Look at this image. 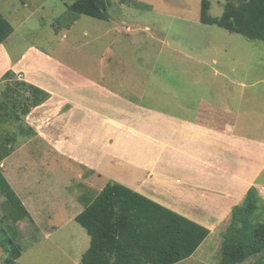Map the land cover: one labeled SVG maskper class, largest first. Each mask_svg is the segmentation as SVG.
<instances>
[{"label": "rangeland", "instance_id": "374dc122", "mask_svg": "<svg viewBox=\"0 0 264 264\" xmlns=\"http://www.w3.org/2000/svg\"><path fill=\"white\" fill-rule=\"evenodd\" d=\"M111 1L107 20L82 15L69 30L61 29L57 35L51 24L67 11L73 0H0V10L14 27L6 46L12 54L19 53L21 46L24 49L32 44L55 52L73 67L99 76L106 84H129L119 92L132 101H140L144 91L143 100L165 111L180 110L186 104L188 110H195L200 98L222 103L227 110L231 107L238 112L239 131L264 142V40H251L217 25L202 23V0ZM209 1V14L221 16L227 0ZM8 83L15 86L14 79L4 81L0 101ZM16 111L21 112L20 108ZM183 113L190 111L185 108ZM19 124L14 119L2 124L3 133L17 138L14 150L21 148L6 157L1 166L29 210L42 214L17 223V240L24 249L17 262L79 264L90 245L89 234L76 220L59 229H45L50 221L44 220V216L46 219L53 213L57 200L70 202L82 191L77 177L81 172L75 165L59 163L54 153L46 151L47 142L36 131L24 137L22 133L27 132L19 131ZM27 127L23 120L22 129L26 131ZM252 187L260 196L253 216L264 222V166ZM246 194L239 204L231 205L225 226L211 235L209 230L199 251L174 264H220L223 234L232 221L234 207L244 203ZM3 199L0 198V203ZM63 204L69 205L68 214L77 210L69 203ZM3 214L0 208V221ZM36 221L42 232L47 230L49 234L37 233ZM5 228L0 222V236ZM36 238L37 242L32 244ZM7 257L0 245V264H6ZM258 260H264V251L240 264H254Z\"/></svg>", "mask_w": 264, "mask_h": 264}, {"label": "crops", "instance_id": "0c3cea01", "mask_svg": "<svg viewBox=\"0 0 264 264\" xmlns=\"http://www.w3.org/2000/svg\"><path fill=\"white\" fill-rule=\"evenodd\" d=\"M5 42L0 44V86L7 81L4 74L12 71L17 79L49 93L25 116L29 127L21 129L27 132L23 136L36 131L59 163L81 172L82 191L70 202L57 200L55 208L49 204L54 209L44 216L50 221L45 229L75 221L87 200L116 182L205 226L211 235L228 223L231 205L239 204L259 179L264 142L236 128L238 112L233 108L200 98L195 110L186 104L165 111L143 100L144 91L140 101H132L119 92L129 84H106L55 52L32 44L12 54ZM185 108L189 114L183 113ZM22 202L31 216L42 214ZM63 202L76 207L75 213H66L69 205ZM36 224L37 233H48Z\"/></svg>", "mask_w": 264, "mask_h": 264}, {"label": "trees", "instance_id": "16d2710c", "mask_svg": "<svg viewBox=\"0 0 264 264\" xmlns=\"http://www.w3.org/2000/svg\"><path fill=\"white\" fill-rule=\"evenodd\" d=\"M111 5V0H73L51 25L58 35L69 30L82 15L107 20ZM209 9L210 1L202 0V23L251 40H264V0H227L221 16H211ZM13 32V25L0 10V44ZM3 79H14L15 86L8 83L0 101V198L4 197L0 222L6 227L0 245L8 254L5 263L18 264L24 249L17 240V223L31 220V215L3 173L1 164L12 154L17 138L3 133L1 127L6 120L14 119L20 123L21 131L25 116L49 93L17 79L12 71L6 72ZM19 108L21 112L16 111ZM259 197L252 187L244 203L234 207L232 221L223 234L220 264H240L264 251V222L253 216ZM75 220L90 236V245L79 264H174L195 253L209 233L205 226L116 182L108 183L95 198L87 200ZM254 264H264V260Z\"/></svg>", "mask_w": 264, "mask_h": 264}]
</instances>
